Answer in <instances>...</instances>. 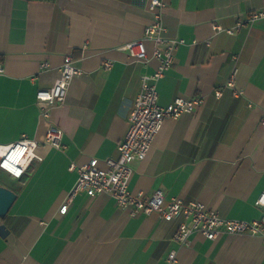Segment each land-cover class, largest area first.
<instances>
[{
  "label": "crops",
  "instance_id": "obj_1",
  "mask_svg": "<svg viewBox=\"0 0 264 264\" xmlns=\"http://www.w3.org/2000/svg\"><path fill=\"white\" fill-rule=\"evenodd\" d=\"M152 1L0 0V145L26 136L42 158L22 183L0 171V185L18 195L0 218L10 231L0 236V264H264L258 236L193 235L179 246L177 224L158 213L134 217L107 194L71 197L79 179L71 164L118 157L143 78L159 65L124 47L160 14L166 37L183 43L157 82L159 103L203 104L165 120L146 159L133 163L130 190L197 200L233 220L264 214L255 205L264 192V18L236 29L264 0H159L162 9ZM67 54L81 73L52 111L64 132L59 150L46 144L50 122L40 118L37 93L53 86Z\"/></svg>",
  "mask_w": 264,
  "mask_h": 264
},
{
  "label": "built area",
  "instance_id": "obj_2",
  "mask_svg": "<svg viewBox=\"0 0 264 264\" xmlns=\"http://www.w3.org/2000/svg\"><path fill=\"white\" fill-rule=\"evenodd\" d=\"M151 5L153 9H162L165 6L159 0H153ZM263 18L264 9L255 11L250 14L248 20L239 21L236 29ZM155 19L146 27L142 38L132 40L124 47L134 59L147 63L150 58H154L159 65L154 74L143 78L142 88L128 117V130L118 145V157L104 161V166L96 158L80 167L75 163L71 164L70 170L79 171V179L71 197L80 191H85L90 196L107 194L116 200L120 209L129 210L134 217L158 213L165 221L177 224L172 240L179 246L190 245V238L193 235H201L210 241H215L225 234L251 235L258 236L264 241V214L260 219L253 221L233 220L221 216L217 210L208 208L197 200L185 201L175 197L167 200L162 190H156L151 196H146L141 191L134 193L130 190L134 174L133 163L146 159L165 120H175L183 113L193 112L197 106L203 104V98L200 97L190 99L178 97L166 106L160 105L157 82L174 65L175 51L183 41L167 38L160 14L156 15ZM227 32L233 33L234 30ZM148 43L154 45L151 54ZM111 66L110 62L105 63L107 69ZM3 72L4 67L0 63V74ZM80 73L81 70L76 66L73 55L67 54L60 68V76L53 86L41 89L37 93L40 118L50 122L46 144L59 150L63 149L64 132L52 123V111L65 104L71 83ZM228 86L232 88L233 81H230ZM217 95L220 96L221 92H217ZM38 145L36 140L26 136L9 145H0V171L9 175L12 180L22 183L33 162L42 161L36 154ZM255 205L264 210V192ZM63 208L66 211L68 205ZM176 258L177 252L172 250L169 261L175 262Z\"/></svg>",
  "mask_w": 264,
  "mask_h": 264
},
{
  "label": "water",
  "instance_id": "obj_3",
  "mask_svg": "<svg viewBox=\"0 0 264 264\" xmlns=\"http://www.w3.org/2000/svg\"><path fill=\"white\" fill-rule=\"evenodd\" d=\"M18 195L13 190L0 185V218L4 219L9 214L13 205L17 201ZM10 234L6 225L0 226V236L6 238Z\"/></svg>",
  "mask_w": 264,
  "mask_h": 264
}]
</instances>
